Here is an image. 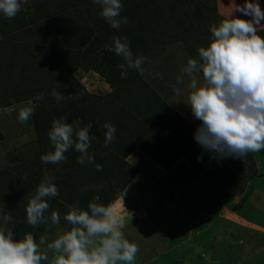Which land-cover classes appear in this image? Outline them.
Segmentation results:
<instances>
[{
  "label": "rangeland",
  "instance_id": "rangeland-1",
  "mask_svg": "<svg viewBox=\"0 0 264 264\" xmlns=\"http://www.w3.org/2000/svg\"><path fill=\"white\" fill-rule=\"evenodd\" d=\"M123 4L129 22L119 31L92 0H29L15 17L0 15V210L12 216L17 237H44L47 250L71 227L64 220L69 206L87 208L99 195L138 244L135 264H264V151L213 159L167 104L182 112L176 105L185 104L188 90H173L176 76L232 9L250 19L235 11L244 0ZM259 4L264 10V0ZM114 37H127L133 53L145 57L143 74L130 69L121 78L124 61L109 50ZM53 90L65 99L57 103ZM26 107L33 113L21 122ZM63 116L91 122L89 152L102 171L77 163L72 149L58 164L42 162L53 150V121ZM106 122L116 127L108 147ZM133 173L140 179L126 191ZM46 176L59 195L48 198V222L33 228L26 206Z\"/></svg>",
  "mask_w": 264,
  "mask_h": 264
},
{
  "label": "clouds",
  "instance_id": "clouds-1",
  "mask_svg": "<svg viewBox=\"0 0 264 264\" xmlns=\"http://www.w3.org/2000/svg\"><path fill=\"white\" fill-rule=\"evenodd\" d=\"M29 0H0V15L15 17ZM100 7V15L114 30L126 25L122 15L123 0H92ZM235 11L250 19L233 14L210 28L211 39L198 49V59L190 58L172 84L179 94L181 86L188 90L187 101L192 116L200 123L193 133L195 141L213 159L233 157L243 159L249 153L264 151V10L259 0H244ZM120 56L121 78L130 69L143 74L145 57L133 53L127 37H114L109 49ZM185 78L187 84L185 85ZM51 95L57 103L65 97L56 90ZM33 109L20 110L21 122L32 116ZM91 122H68L67 116L54 119L48 137L52 151L42 155L43 163L58 164L67 159L72 149L78 152L77 163L96 164L89 152ZM105 147L115 141L116 127L104 124ZM86 190V189H85ZM59 195L54 178L46 176L30 196L26 206V222L33 228L46 224L48 198ZM99 195L89 201L87 208L70 205L64 220L71 226L58 238L41 246L32 232L17 237L11 215L0 210V264H135L139 246L126 238L120 216L111 204L100 202ZM51 222L59 225L58 211L51 212ZM48 252L53 253L50 259Z\"/></svg>",
  "mask_w": 264,
  "mask_h": 264
},
{
  "label": "crops",
  "instance_id": "crops-1",
  "mask_svg": "<svg viewBox=\"0 0 264 264\" xmlns=\"http://www.w3.org/2000/svg\"><path fill=\"white\" fill-rule=\"evenodd\" d=\"M261 24L262 25H264V21H261ZM173 100V101H172ZM172 102H174L175 104H177V101L174 99V98H172ZM164 101H166V100H164ZM168 101V100H167ZM167 104H168V107H170V108H172L173 110H175L176 112H178L179 111V108L177 109V108H175V106L173 105V104H170V103H168L167 102ZM177 107H180L181 108V111L182 112H178L182 117H186L187 118V120L189 121V123L191 124H194L193 122H194V120H195V118L192 116V113H191V109H190V107L185 103V104H177L176 105ZM183 113H185V114H183ZM140 179V176L138 175V173L134 176V178L127 184V186H126V191H129L130 189H131V187H133V185H134V183L137 181V180H139Z\"/></svg>",
  "mask_w": 264,
  "mask_h": 264
},
{
  "label": "trees",
  "instance_id": "trees-1",
  "mask_svg": "<svg viewBox=\"0 0 264 264\" xmlns=\"http://www.w3.org/2000/svg\"><path fill=\"white\" fill-rule=\"evenodd\" d=\"M169 108V110L171 111V112H174L173 114H174V116L178 119V120H180L181 122H183V124H185L186 126H188L189 128H191V129H193L194 131H195V128L189 123V122H187L181 115H179L175 110H173L172 108H170V107H168ZM162 164V163H161ZM136 175V173H133L131 176H130V180H129V182L134 178V176ZM128 182V183H129ZM127 186V185H126Z\"/></svg>",
  "mask_w": 264,
  "mask_h": 264
}]
</instances>
